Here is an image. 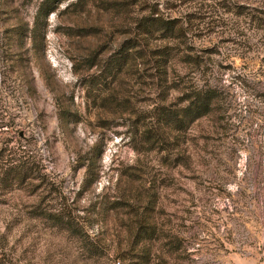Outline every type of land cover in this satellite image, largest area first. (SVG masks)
Masks as SVG:
<instances>
[{
  "label": "rangeland",
  "instance_id": "rangeland-1",
  "mask_svg": "<svg viewBox=\"0 0 264 264\" xmlns=\"http://www.w3.org/2000/svg\"><path fill=\"white\" fill-rule=\"evenodd\" d=\"M47 1L0 0V264H264V0Z\"/></svg>",
  "mask_w": 264,
  "mask_h": 264
},
{
  "label": "trees",
  "instance_id": "trees-1",
  "mask_svg": "<svg viewBox=\"0 0 264 264\" xmlns=\"http://www.w3.org/2000/svg\"><path fill=\"white\" fill-rule=\"evenodd\" d=\"M57 2L58 0H52L46 2V8H52V3ZM53 8L49 10L53 12ZM138 28L142 31L143 34H161L166 35L170 38H178V34L180 29H178L177 24H174L173 21L163 19L158 16H150L144 19L139 25ZM138 47L137 41H127L125 42L121 49V53L123 49H135ZM129 52L125 51L122 53L121 56H117V60L112 62V66L116 68L118 66L117 63L123 64L127 62L129 57ZM136 54V51H135ZM187 104L179 109L178 111H173L170 114L165 115L166 124L170 125V127H177L182 129L183 126L186 128L193 122L200 120L202 118L209 117L216 111L218 103L221 102L220 94L218 93L217 89H214L212 85L206 84L202 86H197L194 92L191 93L186 99ZM179 112V113H178ZM19 181V174L12 173L9 176H5L3 179L0 180V184L5 186L8 183H14ZM145 232L144 234H147Z\"/></svg>",
  "mask_w": 264,
  "mask_h": 264
}]
</instances>
